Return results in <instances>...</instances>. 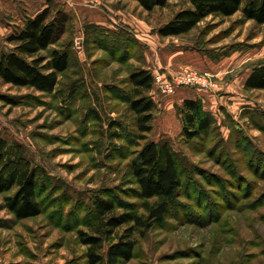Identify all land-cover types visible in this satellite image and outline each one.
<instances>
[{
    "label": "rangeland",
    "instance_id": "obj_1",
    "mask_svg": "<svg viewBox=\"0 0 264 264\" xmlns=\"http://www.w3.org/2000/svg\"><path fill=\"white\" fill-rule=\"evenodd\" d=\"M73 6L68 11L62 3H53L54 14H66L61 41H72L75 53L73 69L61 77L59 91L42 94L0 79V137L25 147L26 156L45 169L48 187L42 195L44 213L25 220L6 207L5 197L13 192L0 194V264H85L87 247L80 243L78 231H90L95 221L94 198L117 195L138 202L121 194L134 187L127 165L135 148L128 145L127 135V140L109 143L86 113L90 105L96 106L104 131L109 119L124 117L125 104L112 95L127 88L125 80L133 67L165 74L149 62L163 48L197 51L211 66L224 67L215 77L190 65L171 76L186 69L198 71L210 79V91L229 96L211 112L220 136L216 141L222 138L224 144L212 155L204 147L183 143L177 113L168 124L172 136H163L159 110L151 137L169 139L189 163L182 199L189 216L169 220L139 238L135 258L127 264H264V169L256 162L264 160V90L244 89L253 66L264 61V26L245 21L239 12L209 17L186 35L164 38L158 29L187 6L184 0H171L152 12L133 0H85L79 8ZM87 6L90 12L84 10ZM89 25L95 27V37L87 33ZM9 47L0 40V51ZM72 90L75 97L69 96ZM231 138L248 139L257 149L256 169L248 167V160L240 163L241 154L228 144ZM118 145L121 149L114 150ZM123 145L129 146L126 152H121ZM225 146L229 151L222 154Z\"/></svg>",
    "mask_w": 264,
    "mask_h": 264
},
{
    "label": "trees",
    "instance_id": "obj_2",
    "mask_svg": "<svg viewBox=\"0 0 264 264\" xmlns=\"http://www.w3.org/2000/svg\"><path fill=\"white\" fill-rule=\"evenodd\" d=\"M133 1L152 12L156 8L168 6L171 0ZM184 1L187 6L158 29L160 36L186 35L209 17L226 18L239 12L245 21L264 26V0ZM53 9V4H50L36 16L24 17L23 26L6 39L10 47L0 51V79L5 84L42 94L59 91L61 77L67 76L73 69L75 53L72 41H61L66 28V14L60 10L54 14ZM86 31L94 37L97 35L93 25L86 27ZM130 33L129 36H133ZM115 34L120 36L122 32ZM80 77L78 75L79 79L75 81L80 82ZM125 85L127 88L119 89L112 95L125 104L124 117L109 119L106 131L103 130V117L96 106L90 105L86 117L100 126L109 143L127 140V135L128 145L135 148L129 154L127 165L134 187L121 194L135 198L138 202L129 203L117 195L94 198L91 211L95 221L90 225V231H78L80 243L87 247L83 254L85 264L130 263L135 258L139 238L145 237L155 227H163L169 220H182L189 216L186 213L189 211L188 206L182 202L188 172L186 165L189 163L182 153L174 149L169 139L155 141L151 137L159 112L158 103L152 94L155 88L153 70L144 66L133 67L128 72ZM244 89L264 90V61L253 66ZM76 94V90H72L69 96L75 97ZM94 97L99 104L102 103L98 93H94ZM3 98L17 104L15 100ZM176 111L182 122L179 137L183 143L204 147V151L208 150L212 155L223 146L222 138L216 141L220 137L217 121L205 109L201 99H186L176 106ZM128 115L131 121L127 126L124 123ZM228 144L241 154L240 163L246 164L248 160V167L256 169L260 166V169H264V160H256L258 151L248 143V139L238 138L233 142L231 138ZM128 145H123L121 152H126ZM120 147L114 146V150ZM222 150V154L229 151L226 146ZM124 155L128 159V155ZM235 169L239 170L238 167ZM46 178L45 169L26 156L22 144L9 143L0 137V194L13 192L5 197V202L17 219H31L44 213L42 195L48 192ZM213 182L210 181V184Z\"/></svg>",
    "mask_w": 264,
    "mask_h": 264
},
{
    "label": "crops",
    "instance_id": "obj_3",
    "mask_svg": "<svg viewBox=\"0 0 264 264\" xmlns=\"http://www.w3.org/2000/svg\"><path fill=\"white\" fill-rule=\"evenodd\" d=\"M82 1L85 0H0V40H4L6 44V39L14 32V30L23 26L24 17L36 16L54 2L62 3L69 11L70 6H73L74 3L79 8ZM77 7L75 6L74 8ZM91 9V7L87 6L84 10L90 12ZM149 62L154 68L163 70L168 77L178 73L186 65L200 68L201 71L214 77L223 74L222 70L224 69L222 66H211L212 64L208 63L206 59L204 60L200 55H198L197 51L184 52L178 49L173 51L163 48L159 52L157 58L149 59ZM246 80L247 78L245 81ZM152 94L158 103L159 110L163 112V116L161 117L163 131L160 134L163 136L166 135L167 138L172 136V132L168 125L169 120L176 118V106L181 105L184 100L201 99L205 109L209 112L215 113L218 108L217 105L220 102L221 104L227 103V97H229H219L213 91L191 87L179 88L173 95L161 94L155 87ZM227 94L229 95L230 93L227 92L226 95ZM179 121L181 120H178L180 134L182 131V122Z\"/></svg>",
    "mask_w": 264,
    "mask_h": 264
},
{
    "label": "built area",
    "instance_id": "obj_4",
    "mask_svg": "<svg viewBox=\"0 0 264 264\" xmlns=\"http://www.w3.org/2000/svg\"><path fill=\"white\" fill-rule=\"evenodd\" d=\"M155 87L159 93L174 94L178 88L182 86L201 88L210 90L213 86L210 79L205 75L195 70L186 69L184 72L168 77L161 72H155Z\"/></svg>",
    "mask_w": 264,
    "mask_h": 264
}]
</instances>
